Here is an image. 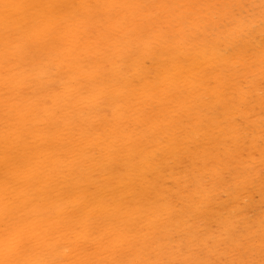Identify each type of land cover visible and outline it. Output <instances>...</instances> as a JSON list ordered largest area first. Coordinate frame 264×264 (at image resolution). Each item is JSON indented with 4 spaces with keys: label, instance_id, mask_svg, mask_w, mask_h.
<instances>
[{
    "label": "rangeland",
    "instance_id": "obj_1",
    "mask_svg": "<svg viewBox=\"0 0 264 264\" xmlns=\"http://www.w3.org/2000/svg\"><path fill=\"white\" fill-rule=\"evenodd\" d=\"M263 50L264 0H0V264H264Z\"/></svg>",
    "mask_w": 264,
    "mask_h": 264
},
{
    "label": "bare ground",
    "instance_id": "obj_2",
    "mask_svg": "<svg viewBox=\"0 0 264 264\" xmlns=\"http://www.w3.org/2000/svg\"><path fill=\"white\" fill-rule=\"evenodd\" d=\"M78 2V1H77ZM83 12V11H82ZM59 16V15H58ZM89 26V25H88ZM80 28V27H79ZM83 30V29H82ZM11 43V42H10ZM155 43V42H154ZM77 44H79V43H77ZM89 46V45H88ZM79 47V46H78ZM199 48H201V47H199ZM248 50V49H247ZM264 51V50H263ZM216 56V55H215ZM188 63V62H187ZM85 64V63H84ZM184 65V64H183ZM235 66V65H234ZM247 70V69H246ZM264 70V69H263ZM252 71V70H251ZM262 74V73H261ZM259 75V74H258ZM119 78V77H118ZM261 82V81H260ZM210 83V82H209ZM157 85V84H156ZM227 86V85H226ZM185 87V86H184ZM244 87V86H243ZM243 89V88H242ZM230 90V89H229ZM237 90V89H236ZM240 91V90H239ZM246 91V90H245ZM252 91V90H251ZM238 92V91H237ZM241 92V91H240ZM199 94V93H198ZM224 94V93H223ZM247 94H248V92H247ZM264 94V93H263ZM229 95V94H228ZM245 95V94H244ZM187 96V95H186ZM232 96V95H231ZM247 96V95H246ZM208 97V96H207ZM251 97V96H250ZM249 97V98H250ZM247 98H248V96H247ZM246 98V99H247ZM234 99V98H233ZM220 101V100H219ZM132 102V101H131ZM202 102V101H201ZM251 102V101H250ZM197 105V104H196ZM176 108V107H175ZM193 109V108H192ZM248 110H249V108H248ZM254 110V109H253ZM245 111H246V109H245ZM234 112V111H233ZM207 113V112H206ZM150 114V113H149ZM249 114V113H248ZM183 116V115H182ZM199 116V115H198ZM218 116H220V114L218 115ZM263 116V115H262ZM211 117H213V116H211ZM262 118V117H261ZM260 119V118H259ZM214 120H216V118L214 119ZM206 121V120H205ZM263 121V120H262ZM205 125V124H204ZM209 125V124H208ZM50 127L52 126V125H49ZM197 126V125H196ZM192 127V126H191ZM257 127V126H256ZM60 128V127H59ZM115 128V127H114ZM189 128V127H188ZM237 128V127H236ZM52 129V128H51ZM50 129V130H51ZM188 130V129H187ZM190 132V131H189ZM40 133V132H39ZM215 134V133H214ZM207 136V135H206ZM233 136V135H232ZM240 136V135H239ZM264 136V135H263ZM148 137V136H147ZM197 137V136H196ZM225 137V136H224ZM144 139V138H143ZM197 139V138H196ZM176 141V140H175ZM91 142H92V140H91ZM257 142V141H256ZM112 143V142H111ZM110 143V144H111ZM169 143V142H168ZM176 143V142H175ZM243 143V142H242ZM172 146V145H171ZM189 146V145H188ZM87 148V147H86ZM230 148V147H229ZM81 149V148H80ZM79 149V150H80ZM93 149H94V147H93ZM77 150V149H76ZM238 150V149H237ZM41 152V151H40ZM95 152H96V150H95ZM213 152V151H212ZM245 153V152H244ZM94 154V153H93ZM109 154V153H108ZM188 154V153H187ZM190 154V153H189ZM29 155V154H28ZM201 155V154H200ZM252 155V154H251ZM254 155V154H253ZM197 156V155H196ZM123 157V156H122ZM220 157V156H219ZM87 158V157H86ZM198 158V157H197ZM258 158V157H257ZM21 160V159H20ZM57 160V159H56ZM119 161V160H118ZM93 163V162H92ZM109 163V162H108ZM37 164V163H36ZM58 164H60V163H58ZM197 164V163H196ZM97 165V164H96ZM95 165V166H96ZM109 165V164H108ZM84 166V165H83ZM248 166V165H247ZM104 167V166H103ZM102 167V168H103ZM96 168V167H95ZM73 169V168H72ZM98 170V169H97ZM256 170V169H255ZM194 171V170H193ZM54 172V171H53ZM72 172H73V170H72ZM88 172H89V170H88ZM101 172V171H100ZM113 172V171H112ZM116 173V172H115ZM76 174V173H75ZM91 174V173H90ZM57 175V174H56ZM70 175V174H69ZM88 175V174H87ZM245 176V175H244ZM25 177V176H24ZM54 177V176H53ZM73 178V177H72ZM76 178V177H75ZM79 178V177H78ZM91 178V177H90ZM91 179H93V178H91ZM34 181V180H33ZM79 181V180H78ZM83 181V180H82ZM89 181H91V180H89ZM88 181V182H89ZM84 182V181H83ZM99 182V181H98ZM157 183V182H156ZM108 184V183H107ZM142 184V183H141ZM65 185V184H64ZM95 185V184H94ZM39 186V185H38ZM66 186V185H65ZM90 186V185H89ZM103 186V185H102ZM134 186V185H133ZM137 186V185H136ZM19 187V186H18ZM31 187V186H30ZM33 187V186H32ZM72 187V186H71ZM85 188H86V186H85ZM100 188V187H99ZM136 188V187H135ZM29 189V188H28ZM90 189V188H89ZM27 189H25V191H26ZM61 190V189H60ZM197 190V189H196ZM37 191V190H36ZM20 192H21V190H20ZM24 192V191H23ZM90 193V192H89ZM118 193V192H117ZM55 194V193H54ZM123 194V193H122ZM150 194V193H149ZM168 194V193H167ZM82 195V194H81ZM118 195V194H117ZM53 197V196H52ZM63 197V196H62ZM86 197V196H85ZM108 197V196H107ZM69 198H71V196L69 197ZM133 198V197H132ZM108 199V198H107ZM136 199H138V198H136ZM87 200V199H86ZM99 201V200H98ZM97 202V201H96ZM110 202V201H109ZM120 202V201H119ZM165 202V201H164ZM197 202V201H196ZM70 204V203H69ZM86 204V203H85ZM89 204V203H88ZM92 204V203H91ZM110 204V203H109ZM114 204V203H113ZM199 204V203H198ZM117 205V204H116ZM196 206H198V205H196ZM38 207V206H37ZM137 207V206H136ZM88 208V207H87ZM109 209V208H108ZM223 209V208H222ZM101 210V209H100ZM160 210V209H159ZM225 211H226V209H224ZM251 210V209H250ZM82 211V210H81ZM91 211V210H90ZM98 211V210H97ZM227 211H229V210H227ZM76 212H77V209H76ZM137 212V211H136ZM251 212V211H250ZM78 213V212H77ZM129 213V212H128ZM224 213V212H223ZM230 213V212H229ZM114 214V213H113ZM227 214V213H226ZM104 215V214H103ZM118 216V215H117ZM155 216V215H154ZM124 217V216H123ZM152 217V216H151ZM162 218V217H161ZM169 218V217H168ZM46 219V218H45ZM142 219V218H141ZM174 219V218H173ZM166 221V220H165ZM170 221V220H169ZM50 222V221H49ZM167 223V222H166ZM171 223H172V221H171ZM165 223H162V225H164ZM130 225H132V224H130ZM170 225V224H169ZM160 228H162V227H160ZM187 228V227H186ZM152 229V228H151ZM263 229H264V227H263ZM117 230V229H116ZM162 230V229H161ZM155 231V230H154ZM186 231V230H185ZM229 232H230V230H229ZM116 233V232H115ZM171 233V232H170ZM164 235V234H163ZM174 238V237H173ZM70 239V238H69ZM72 239V238H71ZM167 239V238H166ZM50 240V239H49ZM73 240V239H72ZM117 240V239H116ZM49 242V241H48ZM45 247V246H44ZM84 249V248H83ZM80 250V249H79ZM42 253V252H41ZM83 253V252H82ZM81 253V254H82ZM95 253V252H94ZM46 256V255H45ZM55 256H56V254H55ZM34 258H36V257H34ZM54 258V257H53ZM1 259V258H0ZM43 259H44V257H43ZM57 259V258H56ZM55 259V260H56ZM60 259H62L61 257H60ZM29 260V259H28ZM27 260V261H28ZM59 260V259H58ZM19 261V260H18ZM53 261H54V259H53ZM19 263V262H18ZM46 263H47V261H46ZM57 264V263H56Z\"/></svg>",
    "mask_w": 264,
    "mask_h": 264
}]
</instances>
